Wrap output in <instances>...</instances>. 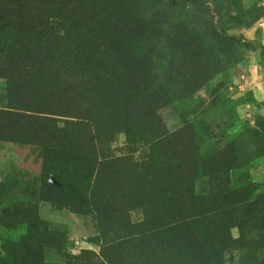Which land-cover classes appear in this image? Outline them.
<instances>
[{
	"label": "rangeland",
	"instance_id": "374dc122",
	"mask_svg": "<svg viewBox=\"0 0 264 264\" xmlns=\"http://www.w3.org/2000/svg\"><path fill=\"white\" fill-rule=\"evenodd\" d=\"M0 264H264V0H0Z\"/></svg>",
	"mask_w": 264,
	"mask_h": 264
},
{
	"label": "trees",
	"instance_id": "16d2710c",
	"mask_svg": "<svg viewBox=\"0 0 264 264\" xmlns=\"http://www.w3.org/2000/svg\"><path fill=\"white\" fill-rule=\"evenodd\" d=\"M81 123V122H80Z\"/></svg>",
	"mask_w": 264,
	"mask_h": 264
}]
</instances>
